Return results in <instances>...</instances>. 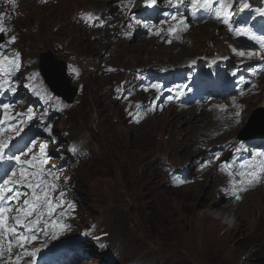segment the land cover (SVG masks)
<instances>
[{"label":"rangeland","instance_id":"obj_1","mask_svg":"<svg viewBox=\"0 0 264 264\" xmlns=\"http://www.w3.org/2000/svg\"><path fill=\"white\" fill-rule=\"evenodd\" d=\"M107 1L110 0H60L45 6L25 2L23 13L16 22L21 35L15 36L16 40L5 47L3 54L12 56L19 52L20 68L16 75L27 72L36 63L40 69L43 60L57 71L66 61L67 51L84 53L79 55V66L74 65L85 73L84 92L76 94V107L68 116L62 117L56 127L59 123L65 126L70 138L89 139L92 158L76 172V196L83 218L95 219L105 228L98 237L102 238L106 233L111 244L119 247L120 258L113 264L136 260L146 264H218L211 259L213 251L203 249L190 235L195 226H199L205 211L197 204L206 202L204 205L208 207L213 202L228 206H235L234 203L223 199L217 188L214 189L215 181L208 178L181 189L167 187L157 166L162 155H168L172 160L189 156L193 140H207L204 129L214 130L209 127H217L214 126L217 121L203 108H199L196 118L172 109L134 126L148 95L143 90L141 96L130 98L122 86L127 78L135 80L146 74L141 71L132 76L134 73L129 70L135 67L146 68L151 62L174 66L186 64L191 57L220 44L219 32L212 24L200 25L169 47L161 39H149L145 35L136 37L131 43L116 45L106 39L101 42L96 40L94 32L77 25L73 17L78 9L105 5ZM62 42L63 49L59 45ZM219 49L225 58L233 56L232 49ZM257 100L260 102L264 98L259 95L247 101L242 125L225 140L236 137L252 115L264 113V107L255 106ZM248 194L247 201L242 203L243 210H238L240 215L245 213L242 214L245 218L243 233L227 232L217 224L205 223L206 227L216 230L213 244L225 246L223 257L231 255L230 252L235 255L234 263L228 264H264V220L259 221V213L253 215L251 211L257 195L264 191ZM207 195L213 199L207 200ZM245 210L252 215H247ZM232 219V222L239 221ZM103 260V256L99 257L92 264Z\"/></svg>","mask_w":264,"mask_h":264},{"label":"snow or ice","instance_id":"obj_2","mask_svg":"<svg viewBox=\"0 0 264 264\" xmlns=\"http://www.w3.org/2000/svg\"><path fill=\"white\" fill-rule=\"evenodd\" d=\"M131 2V0H129ZM150 3H156V0H149ZM169 4L173 0H168ZM177 3H183V0H177ZM214 3L216 6L214 7ZM233 0H191V8L193 15L200 10L214 11L217 19H222V22L229 25L231 28V8ZM243 8H250L251 5L243 0ZM256 15L264 17V8H256ZM89 19L91 15L89 14ZM173 20L177 16H172ZM139 23V21H137ZM180 26L186 28L187 25L183 18L179 20ZM7 31L3 26L2 18H0V33ZM176 31V28H169V32ZM249 35L253 40L260 43L262 50H264V36H257L255 33L247 29H238ZM159 35V32L155 33ZM16 37H11L8 43H13ZM170 42V41H169ZM4 45H0V48ZM236 52V50H233ZM237 55L243 57L247 56H261L260 52H237ZM264 58V57H261ZM20 68V54L15 52L12 56L0 53V73L5 77L11 76L13 73L19 71ZM73 71H76L73 69ZM79 75L78 72H76ZM8 81L0 80V91L6 90ZM157 89L159 86H154ZM5 110L4 119L0 120V162L2 161H15V166L10 169H5L4 175L0 176V264H22L25 257L31 258L29 264H35L37 253L40 248L29 246L33 245L38 237L43 234L45 237L51 235L53 238L58 233L68 226L62 223L61 218L67 216L70 211H74V206L67 205L64 209V195L63 191L59 192V196H54L53 193L58 189V181L60 176L57 171L48 169L45 165L50 157L47 156L45 149L46 144H40V152L38 155H32L30 158L29 153L33 152L36 146L35 141L32 146L27 145L24 148H17L16 153L6 155V150L9 149L11 141L15 136H19L23 128L18 125L8 124L5 127L6 121L12 120L13 117L8 115V109L11 105H0ZM20 116L21 114H17ZM239 116V112H237ZM27 119H32L31 110L27 115ZM20 124L26 123L24 119L19 121ZM51 134V129H46ZM242 147V146H241ZM75 151V147L72 149ZM240 151L239 148L236 150ZM257 156H264V153H257ZM246 169L240 173L242 179L239 181L241 187L240 192L247 191L255 184L264 182V160H259L255 164H242ZM231 165H222L223 170H228ZM229 175L233 173L228 172ZM67 178H65V183ZM21 188H26L28 191L21 192ZM21 197H25L21 201ZM239 195L236 199H240ZM57 209H63L57 212ZM103 246V245H101ZM17 249L19 251H17Z\"/></svg>","mask_w":264,"mask_h":264},{"label":"bare ground","instance_id":"obj_3","mask_svg":"<svg viewBox=\"0 0 264 264\" xmlns=\"http://www.w3.org/2000/svg\"><path fill=\"white\" fill-rule=\"evenodd\" d=\"M147 1H149V0H147ZM164 4H165V2H162V5H164ZM163 15H164V13L162 11H160L159 9H157L153 14H151L149 16H146L145 12L142 11L138 14L137 21H139V23L133 21L132 24L135 23V26H136L135 28L140 31L141 34L139 36L145 35L149 39H155V40H159V41L161 39L162 43L165 46L169 47V46H172L175 43H177L176 41L182 40L184 35L186 33H188L189 31L184 29V27L180 26L179 22H175V20H173V23L171 25L168 24L169 19L165 23H155V22H160L163 19ZM167 18H168V16H167ZM173 27L176 28V31L170 33L169 28H173ZM156 32H159V35H156L155 34ZM190 59H188V61ZM157 63L151 62L149 65L146 66V68H143V67H140V68L137 67L136 68L135 67V69L129 70L130 72L134 73L132 76L136 75V72H141V71L146 72V76H144L143 78L130 80V77H129L126 79V83L122 87L127 91L130 98H135V97L141 96V92L144 89L142 87L139 90L137 89L138 86L141 84V81L142 80L150 81L152 78L159 76L161 74L162 68L166 67V66L169 68L170 71H172L173 73H175L177 75V78L179 80L178 85L171 92L172 96H175L176 98H178V94H181V97H187L190 92L195 90L194 84H191V83L188 85L183 84V82L187 78L188 71H189L188 67L186 66L187 62H186V64H181V66H174L170 63H164L163 66H158ZM196 63H197V60L193 63L192 68H191V70L195 74L197 73L196 69L194 68V65ZM148 66H150L151 68H148ZM163 80H165V77L163 78ZM157 90H160V88H158ZM253 98H251L249 100L252 101ZM153 100H154V98H152V101ZM187 103H188V100H187ZM258 103H260L261 105H264V100H262L260 102L258 101ZM196 105H193L192 107H195ZM199 108H203V110H206L208 112V114H211V111L207 107L200 106ZM151 109H153V108L151 107ZM149 119L150 118H148L147 120H149ZM147 120H145L144 122H146ZM223 121L226 122V119H223ZM216 125H217V127L212 126L209 128L221 130L220 126L225 127V125L218 123V122H216L214 126H216ZM210 126H211V124H210ZM223 127H221V128H223ZM256 191H258V190H256ZM249 195L250 194H248V196ZM257 196H259L258 199L255 200L254 203H252V210L251 211L253 213L252 212L251 213L253 215H255L256 213H259L258 220L262 221V220H264V194H258ZM257 196H254V198ZM246 197H247V195H246ZM214 198H216V197H214ZM206 199L208 200V199H213V198L211 196L207 195ZM245 199L241 202V204L238 207H236L237 204L235 206H233V205L228 206V205H222V204H219L216 202L211 203L210 205H208V207L204 205V203H206V202H203V204L202 203L197 204V207L202 206L205 209V211L202 214V218L200 219L199 226H195L196 229L194 227L195 230L191 231L190 235L194 238V240H198V242L201 243V247L203 249L213 251L210 255L211 259L216 261L218 264H224V262L227 264H228V262L234 263L235 255L232 252H230L231 255L223 257V255H224L223 252H224L225 246L224 245L219 246L218 244H216V245L213 244L214 240L216 239L215 238L216 230L214 229V227L213 228L206 227L205 223L209 222V224H211V223L217 224L219 227L225 228L227 230V232L234 231L235 233H237V232L243 233L244 232V225H245V222H244L245 218L243 217V215L245 213L244 214L242 213L243 215L242 214L240 215L238 210H243V208H241V207H242V203H245L247 201ZM200 204H202V205H200ZM245 211H247V210H245ZM251 213L249 211L246 212L247 215H252ZM215 214H217V215L215 216ZM231 218H233L232 220L239 219V221H237V222L233 221L232 222V221H230ZM106 237H109L106 233L102 235V239L106 238ZM205 238H206V240H205ZM187 246L191 247V245L189 243L187 244ZM242 264H245V263H242Z\"/></svg>","mask_w":264,"mask_h":264},{"label":"water","instance_id":"obj_4","mask_svg":"<svg viewBox=\"0 0 264 264\" xmlns=\"http://www.w3.org/2000/svg\"><path fill=\"white\" fill-rule=\"evenodd\" d=\"M4 42L3 36H0V44ZM43 58L46 55L42 56ZM43 76L45 77L48 85L51 87L56 95L64 97L69 101L73 100L76 90L70 91L67 85V79L65 77V64L59 67L57 71L51 69L50 64L47 61H42L41 67ZM253 127L255 130H250ZM241 140H262L264 139V113L254 114L249 122L248 129L239 135Z\"/></svg>","mask_w":264,"mask_h":264}]
</instances>
